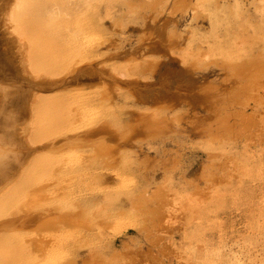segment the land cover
Wrapping results in <instances>:
<instances>
[{
	"label": "rangeland",
	"instance_id": "1",
	"mask_svg": "<svg viewBox=\"0 0 264 264\" xmlns=\"http://www.w3.org/2000/svg\"><path fill=\"white\" fill-rule=\"evenodd\" d=\"M0 57V264H264V0H0Z\"/></svg>",
	"mask_w": 264,
	"mask_h": 264
},
{
	"label": "bare ground",
	"instance_id": "2",
	"mask_svg": "<svg viewBox=\"0 0 264 264\" xmlns=\"http://www.w3.org/2000/svg\"><path fill=\"white\" fill-rule=\"evenodd\" d=\"M5 57H8L5 55ZM1 58V57H0ZM9 58V57H8ZM7 58V60L9 61V59ZM3 59V57H2ZM5 61V60H1ZM4 63V62H3ZM6 64V63H5ZM13 64V63H12ZM11 65V64H10ZM12 66V65H11ZM7 67V66H6ZM13 70V69H12ZM8 71V70H7ZM4 73V72H3ZM8 73V72H7ZM12 74V73H11ZM17 74V73H16ZM13 78V77H12ZM16 77L14 76V79ZM6 79V78H5ZM13 79V80H14ZM19 79V77H18ZM8 80V79H7ZM12 80V79H11ZM12 80V81H13ZM6 81V80H5ZM9 81V82H12ZM15 81V80H14ZM13 83V82H12ZM10 83V84H12ZM7 84V83H5ZM8 85V84H7ZM6 85V86H7ZM10 86V85H9ZM12 87V86H11ZM4 88V87H3ZM10 88V87H9ZM7 88V89H9ZM5 90V89H4ZM3 90V91H4ZM23 90V89H22ZM21 87L18 88L17 86H15L14 88H10L9 90H6L5 93L3 94V97L1 98V103H0V109L3 108L4 110V114H5V119L10 118L12 119L10 122H5L6 123V131H2L0 132V145L1 146H5L7 147H15L17 145L16 140L14 138V134H13V128L14 127V122L17 121V116H18V111L22 108V103L25 100V90L22 91ZM22 94V95H21ZM22 96V97H21ZM3 103V104H2ZM24 104V103H23ZM3 106V107H2ZM24 109V108H23ZM22 109V110H23ZM20 113V112H19ZM8 116V117H6ZM10 116V117H9ZM17 124V123H16ZM16 126V125H15ZM18 146V145H17ZM16 146V147H17ZM4 147V148H5ZM16 150V148H14ZM20 149V148H19ZM14 150V151H15ZM19 153V151H18ZM11 154V153H10ZM14 154V153H13ZM2 156V154H0ZM5 156L3 161L1 160L0 162V173H3L5 169H13L15 167L14 163L17 162L19 160V155L14 154L13 156H8L7 152H5V154H3ZM22 160V159H21ZM19 160V163L20 161ZM15 161V162H14ZM14 170V169H13ZM8 175V174H7Z\"/></svg>",
	"mask_w": 264,
	"mask_h": 264
}]
</instances>
